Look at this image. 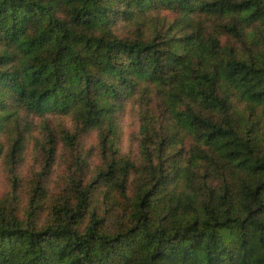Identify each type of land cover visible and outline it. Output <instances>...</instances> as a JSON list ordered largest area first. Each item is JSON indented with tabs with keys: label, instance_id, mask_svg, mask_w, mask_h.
<instances>
[{
	"label": "trees",
	"instance_id": "1",
	"mask_svg": "<svg viewBox=\"0 0 264 264\" xmlns=\"http://www.w3.org/2000/svg\"><path fill=\"white\" fill-rule=\"evenodd\" d=\"M161 8L179 21L154 22ZM132 98L138 162L118 154ZM22 109L73 117V170L50 197L47 122L26 208L16 167L0 196V264H264V0H0L10 165L29 151ZM92 132L95 171L76 148Z\"/></svg>",
	"mask_w": 264,
	"mask_h": 264
},
{
	"label": "rangeland",
	"instance_id": "2",
	"mask_svg": "<svg viewBox=\"0 0 264 264\" xmlns=\"http://www.w3.org/2000/svg\"><path fill=\"white\" fill-rule=\"evenodd\" d=\"M152 18H155L154 22H158L159 25L170 26L175 24L180 19V13L168 9H157L152 13ZM222 43L226 44L232 40L229 36L223 35ZM238 46V43L235 42ZM142 108L138 104V101L131 99L127 102L125 108L118 116L119 126V153L121 156L129 157L134 162L139 161V143L141 139L140 124H141ZM21 128L27 131L26 146L29 151H25L19 159L17 164H11L8 157L7 147L3 158L0 160V196H7L12 194V185L10 182V168L16 167V171L19 173V191L16 194L19 208H26L29 193L32 188V181L35 174L43 167V158L39 154V148L36 140L43 139V127L47 126V122L51 126L53 132L57 133V141L59 142V153L54 163L53 170L49 176V194L50 197L55 195L62 189V185L67 183L68 175L73 170L72 149L65 146L61 141V130H74L75 120L69 115L60 114H46L44 116L36 115L25 109L20 111L19 116ZM54 132V133H55ZM97 133L83 136L79 141V145L76 147L83 155H89V163L92 171H95L102 163L100 158V149L97 139ZM7 142L8 145V141ZM37 147V148H35ZM41 148V147H40ZM68 149V150H67ZM70 149V150H69ZM22 208H21V207ZM48 217L47 213L41 215V220L44 221Z\"/></svg>",
	"mask_w": 264,
	"mask_h": 264
}]
</instances>
